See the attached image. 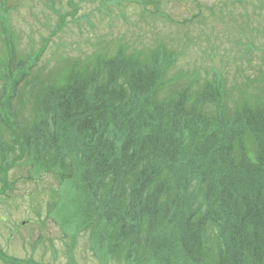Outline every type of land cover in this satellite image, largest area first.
I'll use <instances>...</instances> for the list:
<instances>
[{"label": "trees", "instance_id": "16d2710c", "mask_svg": "<svg viewBox=\"0 0 264 264\" xmlns=\"http://www.w3.org/2000/svg\"><path fill=\"white\" fill-rule=\"evenodd\" d=\"M52 35L22 55L0 16V192L14 165L69 183L103 259L264 264V75L234 95L220 71L169 77L162 43H121L42 76Z\"/></svg>", "mask_w": 264, "mask_h": 264}, {"label": "rangeland", "instance_id": "374dc122", "mask_svg": "<svg viewBox=\"0 0 264 264\" xmlns=\"http://www.w3.org/2000/svg\"><path fill=\"white\" fill-rule=\"evenodd\" d=\"M157 1L0 0V8L5 6L0 16L7 17L22 55L53 34L36 67L42 76L121 43L136 48L162 43L177 56L169 77L187 81L193 72L210 77L220 71L234 95L237 83L264 75V0ZM62 16L66 21L56 30ZM4 179L0 248L9 256L40 264H123L118 257L94 255L88 233L78 231L69 183L61 186L51 173L33 177L22 165L10 167Z\"/></svg>", "mask_w": 264, "mask_h": 264}]
</instances>
